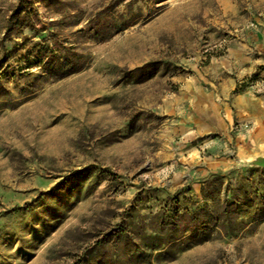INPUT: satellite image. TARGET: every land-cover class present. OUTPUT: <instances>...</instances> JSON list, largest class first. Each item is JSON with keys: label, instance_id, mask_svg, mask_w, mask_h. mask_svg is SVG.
<instances>
[{"label": "rangeland", "instance_id": "1", "mask_svg": "<svg viewBox=\"0 0 264 264\" xmlns=\"http://www.w3.org/2000/svg\"><path fill=\"white\" fill-rule=\"evenodd\" d=\"M240 95L264 96V0H0V264L128 263L116 225L145 252L177 195L206 225L160 264H264Z\"/></svg>", "mask_w": 264, "mask_h": 264}, {"label": "trees", "instance_id": "2", "mask_svg": "<svg viewBox=\"0 0 264 264\" xmlns=\"http://www.w3.org/2000/svg\"><path fill=\"white\" fill-rule=\"evenodd\" d=\"M202 197L207 199L204 189L202 190ZM181 204L179 195L174 196L167 201L165 207L161 210V214L159 215L160 220L156 222L155 226L151 229L152 234L145 236V252H142L139 247L135 250L131 249L129 238L127 236L128 229H124L121 222L116 225L117 228H115V235L117 236V241L125 244V249L129 250V252L126 253L129 254L131 252L133 254V260L128 263H124L122 258L116 255V258L112 261H108V264H152L150 262V258L153 255L152 253L155 252H157L156 261L160 264L161 262H167L174 259L177 251L183 252L188 249L190 247V241L197 236H185V234H181V232H184L181 229V223L179 221L187 218V216H190L193 224L198 227L195 230L199 231L205 227L206 217L201 216L204 208H202V212H200L198 210H191L190 208H182ZM206 208L208 209L207 206ZM167 213L170 215L166 219L165 216ZM180 234L181 236L179 237ZM199 236L200 235H198V237ZM148 251L150 253H147ZM140 258L142 259L141 261L138 260ZM81 264L86 263L83 262Z\"/></svg>", "mask_w": 264, "mask_h": 264}, {"label": "crops", "instance_id": "3", "mask_svg": "<svg viewBox=\"0 0 264 264\" xmlns=\"http://www.w3.org/2000/svg\"><path fill=\"white\" fill-rule=\"evenodd\" d=\"M236 104L242 126L249 124L250 127L239 131L236 136L237 141L249 148L264 147V96L240 95ZM261 153H253V156Z\"/></svg>", "mask_w": 264, "mask_h": 264}, {"label": "water", "instance_id": "4", "mask_svg": "<svg viewBox=\"0 0 264 264\" xmlns=\"http://www.w3.org/2000/svg\"><path fill=\"white\" fill-rule=\"evenodd\" d=\"M240 167L250 168V169H261L264 170V153L250 156L246 159H241Z\"/></svg>", "mask_w": 264, "mask_h": 264}]
</instances>
